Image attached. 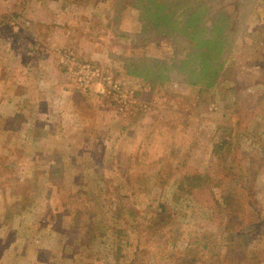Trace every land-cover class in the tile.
Returning <instances> with one entry per match:
<instances>
[{
  "label": "rangeland",
  "instance_id": "1",
  "mask_svg": "<svg viewBox=\"0 0 264 264\" xmlns=\"http://www.w3.org/2000/svg\"><path fill=\"white\" fill-rule=\"evenodd\" d=\"M195 1L206 27L200 23L198 34L217 33L216 13L230 30H222L231 42L209 82L186 81L198 58L187 56L189 41L140 15L146 0H0V264H184L195 240L205 243L204 264H234L221 197L233 185L222 180L232 154L254 175L232 227L238 234L243 226L242 250L258 252L264 264V0ZM191 2L177 10L180 18ZM63 50L78 64L107 69L147 107L120 110L96 84L78 89L59 60ZM31 60L54 70L26 74ZM143 62H157L161 74H144L145 66L127 71ZM75 95L95 121L87 132L111 135L93 144L91 160L70 157L57 142L59 108ZM49 113L51 128L44 126ZM78 115L71 113L65 136L75 133ZM223 139L231 143L226 161L212 153ZM184 170L207 175L211 185L188 196L175 191ZM159 204L166 209L157 217Z\"/></svg>",
  "mask_w": 264,
  "mask_h": 264
},
{
  "label": "trees",
  "instance_id": "2",
  "mask_svg": "<svg viewBox=\"0 0 264 264\" xmlns=\"http://www.w3.org/2000/svg\"><path fill=\"white\" fill-rule=\"evenodd\" d=\"M153 1L155 0H146V2L141 4V6L137 5L141 9L140 15L143 17L148 16L152 20L156 28H162V30L165 32L176 34L178 39H186V41H189L188 44L190 46V51H188L187 56L190 57L191 54H194L195 57L198 58V60H196V66L194 68H191L190 66L189 70L191 74H185L187 76L186 81L189 83H195V80L196 82H198L201 78L209 79L211 73L215 75L217 71L220 70L223 62L225 61L223 57V53L225 52L227 47L225 42H231V39L227 38L228 36L222 31L224 30L226 32V28L224 29V26L220 24L225 19L222 16L223 13H216L218 17L214 18V21L216 23H214L213 28H219L216 34H214L213 36L203 33L198 34L200 23L203 25V27L201 28L206 27L204 26L202 21V12L200 11V6H197L195 0ZM185 2H191L189 4L190 8H183V11H181L183 17L180 18V13H178L177 10L181 8L182 5L185 4ZM150 4H154L155 6L153 8H148V5ZM191 5H194L196 7L191 8ZM203 9H207L206 5L203 6ZM226 23L228 25L230 24L229 21H227ZM226 33L229 34L230 30H227ZM188 59L189 58L185 57L180 60V67H177L178 71L182 70L180 68H182L190 60ZM151 60L156 61L153 58ZM152 64L153 65L151 66L148 62H143L141 63V65H139V63H129L126 65V68L128 72L132 73V70L129 71V69H131L130 67L140 70V66H145L142 67L144 74H152L153 76H156V74H161L160 70H157L155 68L159 64H157V62ZM157 68L159 69V67ZM212 77L208 80V82L212 79ZM16 117H19L18 113H15L13 116V118ZM230 144L231 143L229 140H218L212 146V153L216 156L217 159L226 161V152L230 151ZM235 160L239 162V160L235 158V154H232L230 160L228 162H225L222 166L224 170L222 180L227 179L228 181L233 182V185L228 187L226 191L221 195L222 206L227 215L224 226L226 231L225 236L228 243L227 248L229 252L234 255V264H258V260L255 258L258 252L247 254L242 250L243 246L246 245V242L248 243L245 235L242 232L244 229L243 226H240L238 234H236L237 230L235 229V227H232L236 223H238L237 214L244 212V206L246 202L245 194H253L254 183V175L249 173L246 174L247 171H245V167L241 164H237ZM175 183V191L181 190L185 193L184 195L188 196L195 190L198 191L203 188L204 184H210L211 182L210 178L207 175L202 176L196 171L192 172L184 170L183 172H181L180 177L175 180ZM157 207V217H159L166 208L163 204H159ZM79 213L80 212L77 210L72 214V230L76 233L79 232V229L77 228L79 225ZM244 215L245 214H243V217ZM240 219L242 221H245V218ZM241 220L239 222H241ZM86 233V229L85 231L81 232V240L86 237ZM204 247L205 243H202L199 240H195L194 246L190 248L183 257V263L198 264V262L202 260V251ZM199 264L204 263L201 261Z\"/></svg>",
  "mask_w": 264,
  "mask_h": 264
},
{
  "label": "crops",
  "instance_id": "3",
  "mask_svg": "<svg viewBox=\"0 0 264 264\" xmlns=\"http://www.w3.org/2000/svg\"><path fill=\"white\" fill-rule=\"evenodd\" d=\"M31 62H34V61L31 60L29 62L30 65L29 67L27 66V70L25 71L26 74H35L38 71L41 74H49L48 76H50L52 71L54 70L53 65H49L45 61H41L39 66H36L35 63L31 65ZM77 98L78 97H76L75 95L73 98H71L72 100L65 101L63 108L62 107L59 108V111L63 113L61 117L67 118L68 121L63 120V118L61 119L60 117V121H58V131H59V134L61 135V141L58 140L57 142H62L64 148L66 150H69L67 155L68 154L71 155L70 151L72 150L73 153L70 157H74L78 159L87 158L91 160V158L96 157L93 144L96 143L98 140L106 144L108 140H111V135L107 134L106 136L104 135L99 136V134L101 135L100 132H93V133L87 132V129L91 128V126H95V121H93V119H90V118L88 119L87 117H84L83 115L84 110L79 100H77ZM47 103L44 102V104H42V109H45V111H47L46 109L49 108L46 106ZM77 112L79 113L78 118H76V121H74L73 119L75 133L73 135L65 136L64 130H65V127L69 124V121L71 120V113L77 114ZM49 115L51 114L49 113ZM93 117L95 116H92L91 118ZM52 118L53 116L51 115V118L49 120H46L47 123L44 124V126H48V128L53 127L54 123L52 124ZM27 125H29L28 122H27ZM31 127H33V125ZM69 144H74V148L71 149ZM84 144H87L89 146H87L86 149H84L83 147ZM64 148H62V151H64ZM85 245L86 243H84V246Z\"/></svg>",
  "mask_w": 264,
  "mask_h": 264
},
{
  "label": "built area",
  "instance_id": "4",
  "mask_svg": "<svg viewBox=\"0 0 264 264\" xmlns=\"http://www.w3.org/2000/svg\"><path fill=\"white\" fill-rule=\"evenodd\" d=\"M59 60L68 72H72L74 83L78 89L86 90L92 84H96L98 94L110 96L118 100L119 103L121 102L120 110L132 111L137 109V106L147 107V104L140 102L129 91L122 89L119 82L111 79L107 69L104 70L101 66L90 62L78 64L76 55L71 50L59 51Z\"/></svg>",
  "mask_w": 264,
  "mask_h": 264
}]
</instances>
